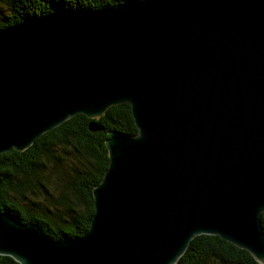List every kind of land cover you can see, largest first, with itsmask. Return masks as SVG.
Listing matches in <instances>:
<instances>
[{
    "label": "water",
    "instance_id": "water-1",
    "mask_svg": "<svg viewBox=\"0 0 264 264\" xmlns=\"http://www.w3.org/2000/svg\"><path fill=\"white\" fill-rule=\"evenodd\" d=\"M122 103L138 132L108 131L88 231L59 241L0 209V255L176 264L205 234L264 264V0H132L0 29V155Z\"/></svg>",
    "mask_w": 264,
    "mask_h": 264
},
{
    "label": "trees",
    "instance_id": "trees-1",
    "mask_svg": "<svg viewBox=\"0 0 264 264\" xmlns=\"http://www.w3.org/2000/svg\"><path fill=\"white\" fill-rule=\"evenodd\" d=\"M132 0H0V29L56 11L114 5ZM8 8L9 13H4ZM97 121L104 129L92 130ZM138 132L132 106L109 107L98 120L79 113L44 133L24 151L0 155V209L24 223H38L56 240L83 235L96 212L92 189L109 165L108 131ZM55 192H50L51 188ZM58 197L57 199H55ZM45 205H52L51 213ZM264 230V212L261 215ZM0 264H20L0 255ZM176 264H259L245 249L219 235H198Z\"/></svg>",
    "mask_w": 264,
    "mask_h": 264
},
{
    "label": "rangeland",
    "instance_id": "rangeland-1",
    "mask_svg": "<svg viewBox=\"0 0 264 264\" xmlns=\"http://www.w3.org/2000/svg\"><path fill=\"white\" fill-rule=\"evenodd\" d=\"M2 7H6V6H4V5H2V4H0ZM1 11H0V18H1ZM4 13H9V10H8V8H6L5 10H4ZM56 190H55V188L53 187V188H51V190H50V192H55ZM58 197H56L55 199H57ZM45 208H47V209H50V212L51 213H53V212H56L55 210V208H54V206H52V205H45Z\"/></svg>",
    "mask_w": 264,
    "mask_h": 264
},
{
    "label": "bare ground",
    "instance_id": "bare-ground-1",
    "mask_svg": "<svg viewBox=\"0 0 264 264\" xmlns=\"http://www.w3.org/2000/svg\"><path fill=\"white\" fill-rule=\"evenodd\" d=\"M131 105V104H130Z\"/></svg>",
    "mask_w": 264,
    "mask_h": 264
}]
</instances>
